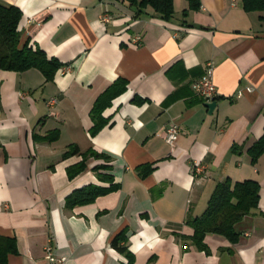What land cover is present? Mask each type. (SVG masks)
<instances>
[{
  "label": "crops",
  "instance_id": "0c3cea01",
  "mask_svg": "<svg viewBox=\"0 0 264 264\" xmlns=\"http://www.w3.org/2000/svg\"><path fill=\"white\" fill-rule=\"evenodd\" d=\"M0 4L21 10L23 43L62 64L51 82L38 69L0 70V235L18 246L8 264H47L49 238L65 264H127L111 246L124 229L134 264H264V153L256 163L248 153L264 135L260 13L246 12L240 0H200L186 16L187 1L175 0L169 21L151 10L138 17L124 0ZM210 62L218 94L212 113L192 87ZM119 78L127 90L104 111L108 125L92 136L94 102ZM174 122L179 136L170 146L165 139ZM53 130L57 141L35 138ZM73 145L111 160L92 158L70 179L67 169L82 161L63 157ZM195 163L203 174H194ZM145 164L154 171L141 177L137 168ZM100 174L113 176L119 189L68 208L75 190L110 188ZM226 179L258 182V208L236 225L237 243L208 234L206 253L183 239L194 233L187 219L205 213Z\"/></svg>",
  "mask_w": 264,
  "mask_h": 264
},
{
  "label": "trees",
  "instance_id": "16d2710c",
  "mask_svg": "<svg viewBox=\"0 0 264 264\" xmlns=\"http://www.w3.org/2000/svg\"><path fill=\"white\" fill-rule=\"evenodd\" d=\"M130 7L135 8L136 16H141L147 10L157 14L162 20L169 21L175 14V0H124ZM188 8L183 11L186 16L191 11L200 8V0H186ZM246 12H258L264 17V0H240ZM22 12L16 6H5L0 4V70L12 72H25L29 69H38L44 75L47 82L54 80L62 64L55 58H48L46 53L40 48L33 47L29 41H22V31L20 22ZM128 81L119 78L103 91L95 100L90 116L93 126L90 130L92 136L99 133L108 125V119L104 118V111L111 107L113 100L125 93ZM141 103V101H140ZM59 130H53L45 136H35L39 141L54 142L59 139ZM233 147V151L236 150ZM248 153L252 158V163H256L264 153V135L254 144ZM72 155L82 156V161L67 169L70 179L81 174L88 167V161L94 159H104L110 161L111 157L89 149L86 152L80 151L77 146H69L68 151L63 155L67 158ZM99 166L96 168L98 170ZM100 168H105L101 166ZM154 171L153 165L145 164L137 168L141 177H147ZM107 182H111L110 188H103L96 185H89L83 189L75 190L66 199L68 208L87 205L93 203L99 196L117 191L119 185L114 183L113 176L99 175ZM260 199V185L253 180L244 182H233L226 179L215 187L205 213L200 217L188 218L187 224L192 226L194 233L190 237L183 239L191 240L198 250L209 252V247L205 243L208 234L224 237L229 242L235 244L240 240V233L236 230V225L246 216L250 215L254 209L258 208ZM264 215V214H263ZM184 237V236H183ZM126 230H122L112 238L111 246L128 259L127 264H134L135 257L127 247ZM17 241L15 238L0 235V264H8L10 255L17 254ZM150 259L148 264H152Z\"/></svg>",
  "mask_w": 264,
  "mask_h": 264
},
{
  "label": "built area",
  "instance_id": "2783aa9c",
  "mask_svg": "<svg viewBox=\"0 0 264 264\" xmlns=\"http://www.w3.org/2000/svg\"><path fill=\"white\" fill-rule=\"evenodd\" d=\"M233 5L237 4L238 0H231ZM102 20L104 22H109L110 17L108 15H104L102 17ZM140 41V37L135 38V42ZM207 69L205 74L196 80L192 87L194 92L201 97L206 103H211L217 99L218 94H217V89L215 87L214 83V64L213 62L208 63ZM56 103L55 99H51L49 101V105H53ZM179 136V126L174 122L170 124V126L167 129L166 133V142L170 146H174L175 142L177 141ZM192 170L195 175L203 174L205 169L200 163H195L192 166ZM44 259L46 260L47 264H65V259L64 258H58L55 253H54V243L53 239L49 238L47 241V244L44 249Z\"/></svg>",
  "mask_w": 264,
  "mask_h": 264
},
{
  "label": "water",
  "instance_id": "95a60500",
  "mask_svg": "<svg viewBox=\"0 0 264 264\" xmlns=\"http://www.w3.org/2000/svg\"><path fill=\"white\" fill-rule=\"evenodd\" d=\"M216 105H217V102L216 101H214V103L213 102L206 103V108H208L209 109V112L212 113L214 111Z\"/></svg>",
  "mask_w": 264,
  "mask_h": 264
}]
</instances>
